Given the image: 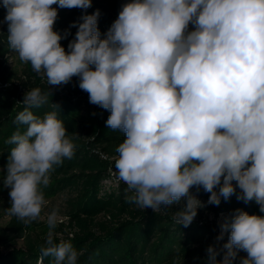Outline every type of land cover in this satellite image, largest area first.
<instances>
[{
	"label": "clouds",
	"instance_id": "1",
	"mask_svg": "<svg viewBox=\"0 0 264 264\" xmlns=\"http://www.w3.org/2000/svg\"><path fill=\"white\" fill-rule=\"evenodd\" d=\"M53 5L84 10L70 25L77 31L67 51L60 41L70 29L54 30ZM91 6L92 0H3L7 45L48 86L78 77L89 103L110 111L106 125L124 136L114 174L133 193L126 202L167 212L183 199L173 219L188 227L206 206L190 191L195 187L210 193L208 205L235 195L264 213V0H129L103 36L99 9L86 14ZM49 95V89H28L15 118L25 130L6 141L13 147L3 177L11 200L5 212L26 225L48 203L42 188L54 166L76 150L78 134L68 135L59 104L42 117L31 110L46 105ZM58 221L53 209L41 259L77 264L72 243L55 241ZM219 228L207 264L238 258L264 264V215L237 208Z\"/></svg>",
	"mask_w": 264,
	"mask_h": 264
},
{
	"label": "trees",
	"instance_id": "2",
	"mask_svg": "<svg viewBox=\"0 0 264 264\" xmlns=\"http://www.w3.org/2000/svg\"><path fill=\"white\" fill-rule=\"evenodd\" d=\"M127 2L129 0H92V6L86 10V14H92L99 9L98 28L103 36L118 17L121 6ZM53 7L58 10L54 30L63 33L64 30L70 29V35L60 41L67 51V45L77 31V28H70V25L79 20L84 10L61 9L58 5H53ZM5 15L6 9L3 7V0H0V17L4 18ZM192 28L193 25L190 24L189 29ZM7 35L8 24L5 22L0 30V164L7 163L9 151L13 147L6 141L18 128L21 132L25 130L23 126L15 123L16 116L25 108L22 104L25 93L28 89L36 87L45 93L49 89L51 96H48V103L31 110L42 117L45 112L53 110L52 103L59 104L58 118L63 121L68 135L78 134L74 139L76 150L73 157L65 158L62 164L54 166L50 173L58 177L48 187L49 193L64 188H77V200L69 214L71 220L77 224L86 223L98 214L106 212L113 217L116 214L126 217L118 221L115 226L103 227L101 233L95 234L85 229L81 235L69 240L79 253L77 264L172 263L179 256L191 253V243L198 242L197 249H203L205 244L201 243L200 236L215 232L214 224L213 226H202L192 222L188 227H184L177 224L168 211L159 213L152 210H141L134 204L126 202L127 197L133 193L125 191L126 185L123 182L115 183L116 187L100 193V183L108 177V171L115 172V158L118 155L116 148L124 139L123 133L118 130L113 131L106 125L110 111L96 105L87 138L79 137L80 130L86 127L85 123L82 125L78 123L79 104L77 105L66 97H57L56 93L51 90L52 86L42 81V74L35 73L30 63H27L22 71L23 78H17L11 71L7 60L11 52L7 45ZM53 87L66 90L67 94L73 97L89 96L87 92L79 88L78 77H73L68 84ZM96 150L106 158L100 157ZM233 184L235 185V182ZM190 191L205 199H208L210 195L202 188L199 192H196L195 187ZM239 191L237 188V192ZM220 204L217 212L239 207L249 214L251 211L253 214L264 215L259 212V206L254 202L245 207L246 204L243 206L231 197L228 201L222 198ZM44 245H40L38 249L29 246L26 250L0 251V264H51L52 257L41 259L40 249Z\"/></svg>",
	"mask_w": 264,
	"mask_h": 264
},
{
	"label": "rangeland",
	"instance_id": "3",
	"mask_svg": "<svg viewBox=\"0 0 264 264\" xmlns=\"http://www.w3.org/2000/svg\"><path fill=\"white\" fill-rule=\"evenodd\" d=\"M4 18L0 17V30L4 24ZM7 60L11 71L17 76V78H23L22 71L25 67V63L19 61L18 57L12 51L8 54ZM42 81L46 84V78L42 75ZM57 97H66L71 101H74L77 105L79 104V118L78 123L80 125L86 124L85 128L80 130L81 134L79 137L86 139L88 135L89 127L92 125L93 113L96 105L89 103V96H77L73 97L68 95L66 90H59L56 87L51 88ZM98 155L102 158H106L101 155L100 151L96 150ZM7 164V163H6ZM6 164H0V251L8 252L12 249H22L26 250L29 246L38 249L40 245H44L48 235L47 226V215L53 209L58 210L59 221L56 229L54 230L55 241L60 242V240L69 241L75 239L83 231L90 230L92 233L98 234L102 232V228H108L115 226L121 219H126L125 215H117L113 217L110 213H101L88 220L86 223H76L71 220L70 212L74 207V203L77 200L76 196L78 194L77 188H64L62 190L56 191L54 193H49V186L53 183L54 179L58 176H53L50 174V183L46 188H42L45 199L47 200V205L41 213V217L30 224H24L21 220L14 216H9L6 214V210L11 207V200L9 196L10 189L5 188L3 185V177L6 175ZM108 177L103 179L100 183V193L108 189L116 187L117 179L115 172L112 170L108 171ZM206 206L197 209V215L193 222L200 224L202 226H216V231L208 232L200 236L201 243L205 244L203 249H197L199 245L197 243H191L192 251L190 254L181 255L176 258L172 263H157V264H207V252L208 246L216 243V237L220 232L219 224L223 219L232 211L237 209V207L230 208V210L225 212H217L218 206L208 205V199L203 198L199 194L192 192ZM233 200L237 201L236 196L233 195ZM243 206L245 205L242 201H239ZM185 201L182 199L180 204H173L167 206L168 212L171 214L173 219L174 212L179 211ZM221 206V204L219 205ZM241 206V207H243ZM247 207V205L245 206ZM136 208V207H135ZM239 208V207H238ZM141 209V208H140ZM141 210H152L151 208L141 209ZM159 213H164V211H155ZM250 214L253 212L250 211ZM174 220V219H173ZM216 233V234H214ZM228 235H225L224 241L227 242ZM197 251V252H196ZM240 257H246L247 253L241 251L239 253ZM218 260L222 259V255L217 257ZM234 264H240L239 258L233 262Z\"/></svg>",
	"mask_w": 264,
	"mask_h": 264
}]
</instances>
